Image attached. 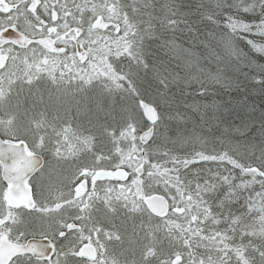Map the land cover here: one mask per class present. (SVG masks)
Returning a JSON list of instances; mask_svg holds the SVG:
<instances>
[{
  "label": "snow or ice",
  "instance_id": "1",
  "mask_svg": "<svg viewBox=\"0 0 264 264\" xmlns=\"http://www.w3.org/2000/svg\"><path fill=\"white\" fill-rule=\"evenodd\" d=\"M0 264H264V0H0Z\"/></svg>",
  "mask_w": 264,
  "mask_h": 264
}]
</instances>
